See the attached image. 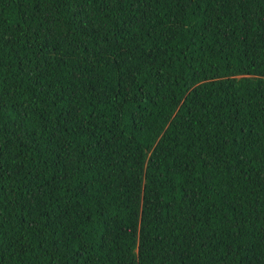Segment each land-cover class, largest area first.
<instances>
[{
  "label": "trees",
  "instance_id": "obj_1",
  "mask_svg": "<svg viewBox=\"0 0 264 264\" xmlns=\"http://www.w3.org/2000/svg\"><path fill=\"white\" fill-rule=\"evenodd\" d=\"M0 264H264V0H0Z\"/></svg>",
  "mask_w": 264,
  "mask_h": 264
}]
</instances>
